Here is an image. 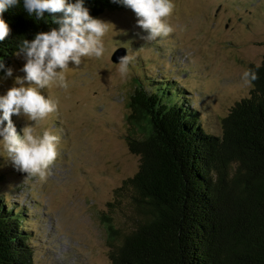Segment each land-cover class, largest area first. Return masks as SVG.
<instances>
[{
  "label": "rangeland",
  "instance_id": "1",
  "mask_svg": "<svg viewBox=\"0 0 264 264\" xmlns=\"http://www.w3.org/2000/svg\"><path fill=\"white\" fill-rule=\"evenodd\" d=\"M173 3V33L151 44L141 39L146 33L134 11L122 4L98 17L111 24L104 56L82 57L75 70L69 62V87L49 90L58 111L37 131L52 130L60 143L45 180L27 177L0 156V194L32 212L26 224L37 246L35 264H112L103 217L119 224L132 214L117 190L139 167L127 140L133 129L129 101L141 73L186 87L191 105L212 129L250 95L252 88L243 86L240 76L264 57V0ZM118 50L132 58L127 78L112 60ZM25 62L23 55L13 58V76L0 81V95L18 86L15 77L24 75ZM12 121L20 135L35 123L23 115H13Z\"/></svg>",
  "mask_w": 264,
  "mask_h": 264
},
{
  "label": "trees",
  "instance_id": "2",
  "mask_svg": "<svg viewBox=\"0 0 264 264\" xmlns=\"http://www.w3.org/2000/svg\"><path fill=\"white\" fill-rule=\"evenodd\" d=\"M118 5L85 0L94 18ZM3 19L10 28L0 41L6 67L23 39L58 27L47 12L30 17L22 0ZM256 66L250 95L215 129L191 105L186 87L140 74L127 140L139 167L117 190L132 214L119 224L103 217L112 264H264V57ZM26 208L0 194V264H35Z\"/></svg>",
  "mask_w": 264,
  "mask_h": 264
},
{
  "label": "clouds",
  "instance_id": "3",
  "mask_svg": "<svg viewBox=\"0 0 264 264\" xmlns=\"http://www.w3.org/2000/svg\"><path fill=\"white\" fill-rule=\"evenodd\" d=\"M112 2L134 11L137 26L146 33L141 36L145 44L166 38L174 31L169 22L175 8L173 0ZM20 4L21 0H0V41L10 32L3 13ZM22 5L23 10L37 20L44 19L47 12L51 22L58 27L36 34L31 41L23 39L19 44L16 54L23 55L26 61L20 69L24 75L15 77L14 85L18 86L0 95V156L10 160L13 167L26 173L27 177H38L43 181L57 158L60 143V136L52 130L37 131L41 122L58 111V104L49 95V90L69 87V62L75 70L81 65L82 57L98 60L104 56V38L111 24L92 17L85 7V0H22ZM56 13L61 15H52ZM131 63L132 58L128 55L119 58L117 72L121 78H127ZM256 67L258 70L259 65ZM0 72H3L0 81L13 76V69L6 67L3 59H0ZM240 79L243 86L250 88L258 79L257 71L245 68ZM41 90L47 92V97ZM13 115H23L35 123L24 127L20 135L12 121Z\"/></svg>",
  "mask_w": 264,
  "mask_h": 264
},
{
  "label": "water",
  "instance_id": "4",
  "mask_svg": "<svg viewBox=\"0 0 264 264\" xmlns=\"http://www.w3.org/2000/svg\"><path fill=\"white\" fill-rule=\"evenodd\" d=\"M122 51L123 50H118V51L114 52L113 55H112V60L115 61V62H118L119 58L125 56L126 53L122 52ZM135 86H136L135 88H138L137 84Z\"/></svg>",
  "mask_w": 264,
  "mask_h": 264
}]
</instances>
